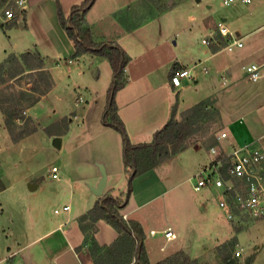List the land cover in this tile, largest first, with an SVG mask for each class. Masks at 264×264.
I'll return each instance as SVG.
<instances>
[{
    "label": "crops",
    "instance_id": "obj_1",
    "mask_svg": "<svg viewBox=\"0 0 264 264\" xmlns=\"http://www.w3.org/2000/svg\"><path fill=\"white\" fill-rule=\"evenodd\" d=\"M59 1L64 13L69 15L73 5L82 0ZM156 1L162 3V0H96L87 14V21L97 41L116 42L131 57L126 68L129 81L117 92L116 102L119 115L133 143L150 142L154 133L163 128L173 116L181 120L184 112L206 99H216L215 105L225 115L221 104L227 96L219 92L228 91L230 93L228 96H232L233 93L230 91H238L237 84L246 79L242 71L243 65L256 63L264 67V0H252L251 3L237 2L222 16V20L244 38L243 49L234 54H227L220 46L204 45L202 56L198 57L197 54L192 60H188L187 56L180 60L167 52L165 45L153 43L154 38H150L149 27L155 25ZM187 2L192 7L197 5L195 0ZM175 3L170 0L168 7H174ZM208 8L212 9L213 6L210 5ZM116 14L119 16L125 14V21H117ZM219 20L221 19H213L209 22L203 20L200 25L196 24L201 30L202 42L205 38L215 35ZM12 22L23 23L29 34L36 37L35 45L40 47L39 53L45 60L44 70L52 79V88L37 104L29 108L31 112L35 106L40 105L55 92L54 70L59 63L53 66L48 62L49 60L46 61V58H51L56 52L72 55L75 48L61 27L56 0H28L27 8L15 20L8 21V24ZM137 33L145 34L137 35ZM151 33L153 37L154 33ZM150 41L151 44L153 43L151 46ZM41 47L44 50H41ZM103 60L105 65L107 61ZM68 63L75 65V60L69 59ZM106 66L108 68V65ZM167 67L169 70L166 73L162 72L163 74L158 75V70ZM109 68L108 75H104L108 84L103 85L102 90L88 92V98H85L86 104L83 105L82 110L80 109V113L76 111L74 118H71L72 116L68 118L64 114L60 116L66 120L64 124L68 132L70 125L74 121L77 122L76 126L80 131L76 133V138L83 148L80 155L71 162V167L68 168L70 170L63 173L66 178L52 179L50 169L48 180H45L52 183L50 188L46 187L41 178L28 180L20 186L19 201L24 214L22 211L20 213L15 211L11 204L6 207V218L8 217L9 223L16 224L18 221L22 224H30V230L34 227L36 231H27L26 225V230L20 234L15 247L8 246L6 241L0 244V264H94L88 247L82 246L85 233L81 230L79 218L90 211L106 193L117 196L126 190L121 188L126 181L122 138L116 129L102 123L107 92L112 79L110 65ZM184 68L192 69L196 80L185 81L180 89L173 87L170 81L171 75ZM205 69L208 73H205ZM216 76L221 79L220 83L216 80ZM94 78L95 75L92 76V79ZM262 78L264 79V69ZM224 79H227V84H224ZM102 81L103 79L100 83ZM194 86L196 89L200 87V91H194L192 89ZM263 96L260 92L257 93L255 98L250 100L254 106L247 109L260 106L257 108L258 111H255L257 113L264 109ZM80 104L75 106L78 107ZM243 116L245 115L234 119H230L233 116L227 117L225 122L232 139L219 147L223 154L257 141L264 147V129L260 127L261 124L253 120L252 124L246 126ZM257 119L260 120L256 117ZM35 134V132L31 133L24 139ZM52 135L55 141L61 139L62 148L64 136L61 131H53ZM219 138L225 139L221 138V135ZM199 147L204 154L198 155ZM212 148L217 149L215 146L206 149L200 142H195L183 152L134 179L129 202L119 211L126 220L137 221L142 225L145 232L144 245L152 264L178 251H185L192 258H203L204 248H199V251L196 249V252L191 245L190 247L188 245L189 249L187 248L186 239L190 221L188 223L186 217L189 210L195 209L196 205L189 204L182 187L192 180V176L204 170L210 171L209 167L221 156L218 152L213 154ZM102 169L107 174V183L102 195L97 196L93 193V188L97 187L102 179ZM10 189L11 186H0V192ZM201 192L215 193L210 189ZM65 206H71V211H62L59 215L55 213L56 209H63ZM96 226L95 236L101 245L111 244L119 235L103 219L98 220ZM168 228L176 234V238L170 241L164 235V231ZM153 231L155 234H152ZM80 246L82 248L78 249ZM163 246L165 249L161 250Z\"/></svg>",
    "mask_w": 264,
    "mask_h": 264
},
{
    "label": "rangeland",
    "instance_id": "obj_2",
    "mask_svg": "<svg viewBox=\"0 0 264 264\" xmlns=\"http://www.w3.org/2000/svg\"><path fill=\"white\" fill-rule=\"evenodd\" d=\"M5 1L0 0V15ZM187 1L173 0V4L176 3L171 8L168 7L170 0H162V3L156 1L155 25L149 27L150 38H154L153 43L165 45L167 52L180 60L186 56L188 60H192L197 54L198 57L202 56L205 44L202 42L201 30L196 24L200 25L203 20L209 22L213 19H222L226 10L236 4L226 6L223 0H195L198 6L192 7ZM210 5L213 6L212 9L208 8ZM125 19V14L117 17L119 22ZM151 32L154 33L153 37ZM142 34L145 33H137V35ZM35 40L36 37L29 34L23 23L8 24L0 19V63L6 61L10 55H16L20 59L27 52L39 53L40 47L35 45L37 42ZM169 43L173 48L169 47ZM152 44L150 41V46ZM41 50L44 49L41 47ZM74 54L65 55V53L56 52L51 55V58H46V61L49 60L48 62L53 66L59 63L54 70L55 92L50 98L35 106L31 112L24 98L22 100V91L24 93L29 91L28 95L38 97V94L33 91H47L46 82L42 81L22 61L7 64L3 74L4 82L0 77V99L5 107L16 110L13 124L9 127L6 124V116L0 108V186H11L10 190L0 192V244L6 241L8 246L15 247L20 234L26 230L27 226V231H36L34 227L30 230V224H22L18 221L16 224H11L7 220L8 217L6 218L8 204H11V207L18 213L22 211L24 214L19 201L20 186L28 180L41 178L46 187L50 188L52 183L46 181L51 167L57 165L59 176L65 179L66 176L63 173L70 170L68 168L71 167V162L83 150L79 139L76 138V133L80 131L76 126L77 122L74 121L75 125L74 123L69 124L70 131L68 132L66 131V120L60 116L64 114L68 118L71 116L74 118V113L76 111L80 113V109L82 110L83 105L86 104L85 98H88V92L102 90L104 88L102 86L108 84L104 75L109 73L110 62L106 57L93 53L79 56ZM69 59H74L75 65H70ZM103 59H106L105 65H108V68L103 64ZM167 68L158 70V75L166 73L169 70ZM9 72H16V74L11 77ZM93 75H95L94 79H92ZM216 80L221 82L218 76ZM192 89L200 91V87L196 89L194 86ZM236 89L238 91H230L233 93L232 96H228L230 94L228 91L219 92L227 96L221 104L225 115L215 105L216 99H207L206 103L210 105L206 110L207 116L197 124L194 133L187 139L188 146L195 142H200L206 149L215 146L221 154L219 156L223 157L225 154L219 147L232 139L227 122H225L228 116H233L230 119H234V117L239 118L245 115L243 120L246 126L252 124L254 120L264 129V109L258 113L255 111H258L257 108L260 106L247 109V107L254 106L250 100L255 98L257 93L264 95L262 91L264 90V79L256 83L243 79L240 84H237ZM256 89L259 91H254ZM79 97L84 99V103L77 102ZM75 104L80 105L76 107ZM256 117L260 120H256ZM56 130H60L64 136L62 148L55 146L52 132ZM34 132L36 133L34 136L24 139ZM223 133L227 134V138L220 140L219 136ZM202 154L204 152L200 149L198 155ZM124 180L126 181L123 182L122 190L127 187V179ZM194 180L195 175L182 187L189 204L196 205L195 209L189 210L186 217L188 223L190 221L186 239L187 248L189 249L190 245L193 246L194 252L196 249L199 251V248L205 249L203 258L199 259L201 264H264V218L252 219L247 214L241 213H236L235 216L229 218L227 212L220 208L219 198L215 193L207 194L194 190ZM238 251H241L240 256L236 255Z\"/></svg>",
    "mask_w": 264,
    "mask_h": 264
},
{
    "label": "trees",
    "instance_id": "obj_3",
    "mask_svg": "<svg viewBox=\"0 0 264 264\" xmlns=\"http://www.w3.org/2000/svg\"><path fill=\"white\" fill-rule=\"evenodd\" d=\"M95 1L82 0L73 5L69 15H66L60 1L56 0L57 12L61 27L75 48L74 55L93 53L106 57L110 62L112 80L107 92V104L102 115V123L116 129L122 138L127 188L117 196L106 193L99 198L90 211L79 218L81 230L85 233L82 246L88 247L94 264H152L144 245L145 232L142 225L137 221L126 220L119 210L128 204L135 178L156 168L188 147L187 139L194 133L197 124L207 116V99L184 112L181 120H177L173 116L163 128L154 133L150 142L133 143L119 115L116 102L117 92L123 89L129 81L126 68L131 57L116 42L96 41L92 27L87 21V14ZM17 61L26 64L47 84V91H33L38 94V97L28 95L29 91L28 93L22 91V100L24 98L30 108L39 102L40 96L49 92L52 88V79L50 74L44 70L45 60L42 55L27 52L20 59L16 55H10L6 61L0 63L2 82H4L3 74L7 64ZM15 74L16 72H9L11 77H14ZM0 108L6 116L7 126L10 127L13 124L16 110L13 111L5 107L1 99ZM101 219L109 223L119 234L116 240L109 245L99 244L95 236L96 223ZM82 246L78 249H81ZM155 264H201V262L197 258H192L185 251H178Z\"/></svg>",
    "mask_w": 264,
    "mask_h": 264
},
{
    "label": "built area",
    "instance_id": "obj_4",
    "mask_svg": "<svg viewBox=\"0 0 264 264\" xmlns=\"http://www.w3.org/2000/svg\"><path fill=\"white\" fill-rule=\"evenodd\" d=\"M252 0H224L226 6L237 2L251 3ZM28 0H6L2 9L0 19L3 22L15 20L23 10L27 8ZM215 35L205 38L203 43L210 46H220L227 54H234L244 48V38L234 32L224 20H219L216 25ZM221 40V41H219ZM263 65L252 63L242 66L245 78L256 83L263 77ZM208 73V70H204ZM196 76L192 69H180L171 75V84L175 88H182L185 81L192 82ZM224 79V84H227ZM84 100L79 97L77 102ZM227 134H221L226 138ZM217 149L212 148L213 154H218ZM214 165V167H213ZM214 168V169H213ZM210 171L204 170L195 176L194 190L201 192L204 189L213 190L219 198V206L224 209L229 218L236 213L247 214L252 219L264 218V147L259 143H251L237 147L232 152L216 159L209 167ZM50 177L60 180L59 167L51 168ZM62 211H71V206L56 209L57 215ZM152 234H155L154 231ZM165 238L170 241L176 238L171 228L164 231ZM165 247H161L164 250ZM241 255V251L236 253Z\"/></svg>",
    "mask_w": 264,
    "mask_h": 264
},
{
    "label": "water",
    "instance_id": "obj_5",
    "mask_svg": "<svg viewBox=\"0 0 264 264\" xmlns=\"http://www.w3.org/2000/svg\"><path fill=\"white\" fill-rule=\"evenodd\" d=\"M55 146L58 148H61V139H59V138L56 139ZM106 183H107V174L102 169V179H101L99 185L97 187L93 188V193L97 196H101L103 193V190L105 188Z\"/></svg>",
    "mask_w": 264,
    "mask_h": 264
}]
</instances>
